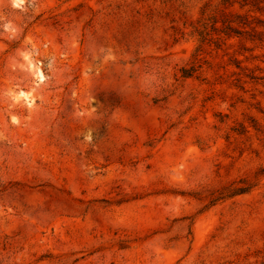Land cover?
I'll return each mask as SVG.
<instances>
[{"label": "rangeland", "instance_id": "obj_1", "mask_svg": "<svg viewBox=\"0 0 264 264\" xmlns=\"http://www.w3.org/2000/svg\"><path fill=\"white\" fill-rule=\"evenodd\" d=\"M243 4L0 0V264H264V0Z\"/></svg>", "mask_w": 264, "mask_h": 264}, {"label": "trees", "instance_id": "obj_2", "mask_svg": "<svg viewBox=\"0 0 264 264\" xmlns=\"http://www.w3.org/2000/svg\"><path fill=\"white\" fill-rule=\"evenodd\" d=\"M223 3L230 2L232 5L235 3L244 2L243 5H246L248 3V0H222ZM228 16L229 14L225 13V16ZM218 23V20L216 19V15H211L207 18H203L199 20L197 26L195 27V33L199 36L200 45L197 48V51H202L204 49V45L207 42H211L214 40V32L218 31V28L216 24ZM224 29L225 30L233 29L234 21L233 20H223ZM241 24H246V22H242ZM237 32V31H236ZM217 41L220 40V36L217 37ZM199 71V66L193 65L191 68H182V76L183 77H189L192 76L195 72ZM249 189V186L239 187L232 191L231 195H234L236 193H243Z\"/></svg>", "mask_w": 264, "mask_h": 264}]
</instances>
